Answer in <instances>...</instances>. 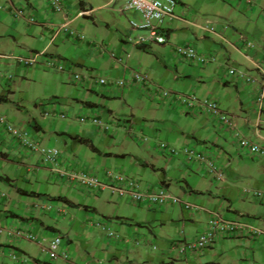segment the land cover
Returning a JSON list of instances; mask_svg holds the SVG:
<instances>
[{
    "label": "crops",
    "instance_id": "0c3cea01",
    "mask_svg": "<svg viewBox=\"0 0 264 264\" xmlns=\"http://www.w3.org/2000/svg\"><path fill=\"white\" fill-rule=\"evenodd\" d=\"M177 1L182 12L165 26L168 43L147 48L137 45L130 24L140 14L116 7L115 0H63L60 13L47 0H0V112L41 145L61 152L57 164L46 163L0 125V264H67L48 250L57 236L75 264H264V237L231 235L203 251L182 255L178 250L180 240L204 232L211 212L227 220L245 217L256 228L264 225V203L245 192L264 187V158L241 150L233 132L208 114L150 98L144 87L98 86L89 81L92 74L76 81L74 65L58 72L43 61L32 68L15 61L17 55L44 53L116 78L127 75V67L147 70L153 85L217 99L242 136L264 148V111L255 105L264 85V0L251 5L202 0L216 9L211 19L217 33L205 29L209 18L189 20L186 2ZM17 8H26L36 23L18 18ZM92 31L103 41L89 42L84 33ZM241 36L255 48H246ZM187 44L215 61L201 66L177 57L175 49ZM103 46L126 51L131 59L121 65ZM230 69L247 73L253 82L237 80ZM50 102L67 118L46 117ZM160 141L176 148L209 146L225 180L208 176L183 155L168 157ZM64 170H89L103 181L109 170L120 172L137 179L143 190L165 187L201 211L134 204L109 190L84 188L63 177Z\"/></svg>",
    "mask_w": 264,
    "mask_h": 264
},
{
    "label": "built area",
    "instance_id": "2783aa9c",
    "mask_svg": "<svg viewBox=\"0 0 264 264\" xmlns=\"http://www.w3.org/2000/svg\"><path fill=\"white\" fill-rule=\"evenodd\" d=\"M125 11H136L140 14L139 20L130 21L131 27L134 31L140 32L137 35L136 43L141 47H151L152 45H165L168 43L167 29L165 23H171L177 19L176 8L179 5L177 0H122ZM241 1V0H240ZM251 3V0H244ZM49 7L56 13H60L63 8V0H47ZM15 14L18 18H27L30 23H36L35 17L28 12L26 8L15 9ZM205 29L211 33H217V27L210 21L205 23ZM192 26H198L193 21ZM227 28V26H225ZM70 34H74L70 32ZM83 38V37H81ZM240 41L246 43L248 48H254V45L245 37H240ZM104 51H108L111 58L117 63L123 65L131 59V54L122 52L116 53L115 50H108L103 46ZM175 54L182 60L190 63H196L201 66H207L215 61V56L207 55L200 52L193 45H180L175 49ZM42 59V60H41ZM18 65L25 68H32L43 61L46 68L58 72L67 71L69 67L63 59L49 56L44 53H31L28 56H19L15 58ZM129 73L121 78L105 79L100 78L96 80L95 77H89L91 83H98L99 85L117 87V88H132L144 87L149 90L150 98L159 100L171 99L175 106L182 109L184 112H198L205 113L217 119L223 126L234 133L238 139V147L251 154L264 157V148L259 144L253 143L242 136L236 129L232 117L222 111L219 102L213 97L200 98L196 94L191 93H177L164 89L161 86L153 85L151 83L150 74L147 70L140 68H131ZM229 74L237 80H242L246 83L253 82V77L243 71L230 69ZM73 77L76 81H82V74L76 72L74 68ZM255 105L259 111H264V85L262 90L255 98ZM47 110L46 117L59 116L62 119L67 118L66 113H56L57 104L50 102L46 103ZM114 121L120 125L131 126L130 120L115 119ZM93 122L105 130H110L108 126L103 125L98 118H94ZM0 125L5 126L7 132L11 134L20 145L33 153L39 154L44 162L57 164L61 152L56 148H48L41 145L38 141L32 139L25 129H20L14 126L8 117L0 112ZM159 147L168 157L183 155L190 165H196L205 170L208 176H212L217 181L225 180V172L220 166L217 156L213 155L209 146L200 149L198 146H184L176 148L170 146L167 142L160 141ZM63 177L77 182L84 188L105 191L109 190L113 195L122 198H128L134 204H143L149 207H165L168 205H181L185 210L191 212L201 211V207L195 203L189 202L184 198L174 195L165 187L156 191L143 190L139 181L135 178L126 176L120 172H107V181L101 180L95 173L89 170L66 171L61 172ZM248 195L251 194L257 201L264 203V192L261 190L245 191ZM16 235L22 237L23 232L17 231ZM231 235L256 236L264 237V225L261 228H256L248 225L245 217H238L233 220H227L220 213L211 212L207 221V227L200 235L194 239L180 240L178 250L180 254L185 255L189 252H198L206 250L215 245L218 239L227 238ZM34 240V237L29 236ZM63 238L61 236L55 237L50 245L49 252L54 259H63L67 264H75L67 250L62 251Z\"/></svg>",
    "mask_w": 264,
    "mask_h": 264
},
{
    "label": "rangeland",
    "instance_id": "374dc122",
    "mask_svg": "<svg viewBox=\"0 0 264 264\" xmlns=\"http://www.w3.org/2000/svg\"><path fill=\"white\" fill-rule=\"evenodd\" d=\"M185 2H186V11L188 12V16H187V18L189 19V20H191V19H193V18H195V20L196 21H206L205 19L206 18H209V20H210V22H212L215 26H217L216 25V21L215 20H212L211 18H212V13H214V12H216V9L214 8V7H212V6H206L205 4H203V2H202V0H184ZM225 3L226 2H228L229 3V1L227 0H223ZM253 1V0H252ZM241 2L243 3V4H248V5H251V4H249L248 2H245L244 0H241ZM123 5H124V3H123V1L122 0H115V6L116 7H123ZM228 8H227V6L225 5V11L227 10ZM176 15H180L181 14V6H177V8H176ZM138 20V19H137ZM209 20H207V21H209ZM206 21V22H207ZM205 22V23H206ZM168 23H165L164 24V26H166ZM56 31H57V29H56ZM136 33H140V32H136ZM85 34V37H86V39L89 41V42H91V41H93V40H97V41H103V39L105 38L104 36H102V35H97L94 31H92V32H85L84 33ZM240 40V39H239ZM248 40V39H247ZM69 41H71L72 42V40H69ZM250 41V40H249ZM253 45H254V48H255V46H256V44L255 43H253L252 41H250ZM173 43H174V40H173ZM244 45H245V47L246 48H248L247 47V45H246V43H243ZM240 47H242V44H241V46ZM244 46H243V49H246ZM17 57H19V55H17ZM91 56H88V55H86V58H90ZM63 61L64 62H66V64H68L70 67H72L73 65V68H75V70H76V72H78L79 74H84V75H86V76H90L91 74L93 75V76H95V79L96 80H99L100 78H105V79H109V80H111V79H113V78H116V77H111V76H109V74L107 73V72H105V71H101V70H98V69H96V70H91L90 68H91V65H84V67H82V68H80V67H77L74 63H72V62H70V61H68L67 59L65 60V59H63ZM16 65V64H15ZM51 71V70H50ZM52 72H54V71H52ZM12 72H10V74L8 75V76H12ZM98 86H100V85H98ZM164 89H166V90H168V91H172V92H175V89L174 88H172L170 85H166V86H162ZM178 93V92H177ZM185 94V93H184ZM199 97V96H198ZM201 98V97H200ZM179 108V107H178ZM181 109V108H180ZM182 110V109H181ZM117 118H120V117H117ZM164 142H166V141H164ZM197 146V145H196ZM261 158H264V157H261ZM261 191H263L264 192V187H262V184H261Z\"/></svg>",
    "mask_w": 264,
    "mask_h": 264
},
{
    "label": "trees",
    "instance_id": "16d2710c",
    "mask_svg": "<svg viewBox=\"0 0 264 264\" xmlns=\"http://www.w3.org/2000/svg\"><path fill=\"white\" fill-rule=\"evenodd\" d=\"M2 178L0 177V180H1ZM55 200H58V201H64V202H69L68 200H66L65 198H62V197H57V198H55ZM69 204H71L73 207H79V205H77V204H74V203H71V202H69Z\"/></svg>",
    "mask_w": 264,
    "mask_h": 264
}]
</instances>
